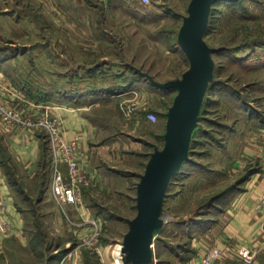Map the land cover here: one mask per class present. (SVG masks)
I'll list each match as a JSON object with an SVG mask.
<instances>
[{
    "label": "rangeland",
    "instance_id": "374dc122",
    "mask_svg": "<svg viewBox=\"0 0 264 264\" xmlns=\"http://www.w3.org/2000/svg\"><path fill=\"white\" fill-rule=\"evenodd\" d=\"M143 1L0 0V71L35 106L68 98L90 122L95 177L81 190V206L100 227L105 264H114V249L135 215L136 184L150 154L162 148L166 112L176 94L147 77L179 80L188 68L178 39L190 0ZM203 40L212 49V79L187 160L165 192L151 264L183 263L198 227L214 217L212 198L248 169L240 155L248 136L261 130L257 118L264 120V0L215 2ZM35 135L41 152L30 177L19 172L0 140L22 224V238L5 239L0 247V264H56L75 245L67 218L76 212L54 203L45 136ZM79 258L102 264L86 252Z\"/></svg>",
    "mask_w": 264,
    "mask_h": 264
},
{
    "label": "crops",
    "instance_id": "0c3cea01",
    "mask_svg": "<svg viewBox=\"0 0 264 264\" xmlns=\"http://www.w3.org/2000/svg\"><path fill=\"white\" fill-rule=\"evenodd\" d=\"M82 25L85 26L84 23ZM89 69H96V66ZM89 69L87 71H90ZM19 91L0 71V94L12 100L18 108L33 111L36 108L43 109L45 104L54 106L53 114L61 120L64 138L69 140L75 135L79 136V146L82 151L81 167L89 177H95L90 169L93 135L84 109L74 106L72 100L68 98L35 106ZM259 95L264 99V80L259 84ZM257 119L261 130L259 133L248 136L245 148L240 155L251 170L249 177L237 189L229 193L218 209H214V217L212 216L210 222L198 227L199 232L195 236L197 238L192 239L189 245V255L182 264H199L200 242L210 240H215L220 247L230 243L256 248L260 252L257 264H264V209L256 205L262 192V186H264V155L256 150L257 145L264 140V121H261L259 117ZM0 140L10 159L17 164L19 172L26 177L34 176L38 170L41 152L39 138L36 135L29 136L18 131L8 134L0 127ZM7 165L0 159V194L6 197L12 219L22 230L20 215L12 203ZM5 239L8 238L0 236V247ZM78 259L80 258L74 257L67 264H83ZM118 260L117 264H122L121 259Z\"/></svg>",
    "mask_w": 264,
    "mask_h": 264
},
{
    "label": "water",
    "instance_id": "95a60500",
    "mask_svg": "<svg viewBox=\"0 0 264 264\" xmlns=\"http://www.w3.org/2000/svg\"><path fill=\"white\" fill-rule=\"evenodd\" d=\"M217 1H189L178 39V45L188 61V68L181 78L159 83L147 77L153 86L172 88L176 94L166 112L162 148L150 154L136 184L135 215L127 221L128 228L120 243L122 264H151L153 233L163 226L159 213L165 192L171 178L187 160L201 100L212 79V49L203 37L211 7Z\"/></svg>",
    "mask_w": 264,
    "mask_h": 264
},
{
    "label": "built area",
    "instance_id": "2783aa9c",
    "mask_svg": "<svg viewBox=\"0 0 264 264\" xmlns=\"http://www.w3.org/2000/svg\"><path fill=\"white\" fill-rule=\"evenodd\" d=\"M143 1V0H141ZM146 3V0L143 1ZM54 106L45 104L43 109L27 111L18 108L15 103L0 94V127L8 134L24 132L35 136L42 132L45 136L49 156V190L54 203L65 212V208L74 209L76 218H67L74 226L75 245L62 255L56 264H67L83 252L99 257L104 263V248L99 245L100 227L96 220L88 216L81 206V190L90 185V177L81 167L82 151L79 136L66 140L62 132L61 120L53 114ZM146 118L153 122L155 116ZM256 150L264 155V140ZM257 207L264 209V186L257 201ZM22 230L16 226L8 210L6 197L0 194V236L20 238ZM203 241V240H202ZM199 264H257L260 252L256 248L227 243L220 247L215 240L200 242ZM119 245L114 249V264L120 258ZM119 252V253H118Z\"/></svg>",
    "mask_w": 264,
    "mask_h": 264
},
{
    "label": "trees",
    "instance_id": "16d2710c",
    "mask_svg": "<svg viewBox=\"0 0 264 264\" xmlns=\"http://www.w3.org/2000/svg\"><path fill=\"white\" fill-rule=\"evenodd\" d=\"M261 119V118H260ZM261 121H264V120H261ZM2 142V141H1ZM45 149H46V155L48 154V150H47V144H46V141H45ZM0 159L3 161V162H5L4 161V159H2L1 157H0ZM46 160H47V158H46ZM186 161H184L183 163H185ZM182 163V164H183ZM181 164V165H182ZM181 167V166H180ZM177 173V172H176ZM175 173V174H176ZM250 173H251V170L249 169V167H248V169L246 170V172L244 173V175L239 179V181L237 182V183H235V184H233V185H231L230 187H228V188H226V189H224L222 192H220L217 196H215L214 198H212V204L210 205H208V207L210 206V207H212V208H214V209H218L219 208V206L222 204V202L225 200V198L229 195V193L230 192H232L233 190H235V189H237L238 187H239V185L243 182V181H245L248 177H249V175H250ZM204 225H206L205 223H203V224H201L200 226H204Z\"/></svg>",
    "mask_w": 264,
    "mask_h": 264
},
{
    "label": "bare ground",
    "instance_id": "6f19581e",
    "mask_svg": "<svg viewBox=\"0 0 264 264\" xmlns=\"http://www.w3.org/2000/svg\"><path fill=\"white\" fill-rule=\"evenodd\" d=\"M253 111V110H252ZM193 165V164H192ZM121 245H119V250L118 251H121ZM119 253V252H118ZM119 255H120V258H118V259H121V252L119 253Z\"/></svg>",
    "mask_w": 264,
    "mask_h": 264
}]
</instances>
